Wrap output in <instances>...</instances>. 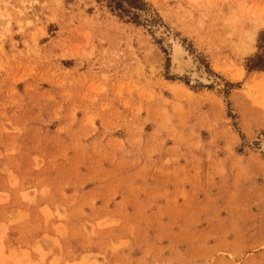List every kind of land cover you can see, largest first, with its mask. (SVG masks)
I'll use <instances>...</instances> for the list:
<instances>
[{"label": "rangeland", "instance_id": "1", "mask_svg": "<svg viewBox=\"0 0 264 264\" xmlns=\"http://www.w3.org/2000/svg\"><path fill=\"white\" fill-rule=\"evenodd\" d=\"M260 45L264 0H0V264H264Z\"/></svg>", "mask_w": 264, "mask_h": 264}, {"label": "bare ground", "instance_id": "2", "mask_svg": "<svg viewBox=\"0 0 264 264\" xmlns=\"http://www.w3.org/2000/svg\"><path fill=\"white\" fill-rule=\"evenodd\" d=\"M173 57H174V62H176L177 63V65L178 66H180V67H182L183 69H191L193 72H192V74L195 76V77H197V79L198 78H200V79H202V80H206L207 79V77H206V75L204 74V72L203 71H199V70H196V68L194 67V64H192V62H191V60L186 56V53L185 52H183V50H181L179 47H175L174 49H173ZM176 65V66H177ZM178 68V67H177ZM177 68H176V70L175 71H178L177 70ZM181 69V68H180ZM180 71V70H179ZM181 72H183V70L182 71H180L179 73H181ZM191 72V71H190ZM191 74V75H192ZM199 80V79H198ZM193 82V81H192ZM209 82V81H208ZM206 83V82H205Z\"/></svg>", "mask_w": 264, "mask_h": 264}, {"label": "trees", "instance_id": "3", "mask_svg": "<svg viewBox=\"0 0 264 264\" xmlns=\"http://www.w3.org/2000/svg\"><path fill=\"white\" fill-rule=\"evenodd\" d=\"M124 1V0H118ZM261 49V53L257 55L255 58L248 60L247 68L249 71H264V45L259 46Z\"/></svg>", "mask_w": 264, "mask_h": 264}]
</instances>
